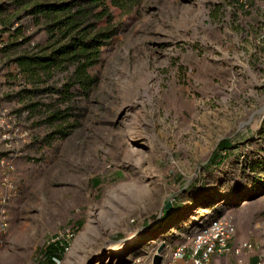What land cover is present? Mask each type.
Returning a JSON list of instances; mask_svg holds the SVG:
<instances>
[{
	"label": "rangeland",
	"instance_id": "1",
	"mask_svg": "<svg viewBox=\"0 0 264 264\" xmlns=\"http://www.w3.org/2000/svg\"><path fill=\"white\" fill-rule=\"evenodd\" d=\"M104 3L85 24L116 34L85 91L73 64L21 71L18 57L57 40L0 0V111L23 135L8 148L0 128V179L13 167L0 264H48L58 241L68 244L59 264H149L213 216L231 218L264 264V0ZM214 151L224 159L209 164ZM139 181L142 198L119 189Z\"/></svg>",
	"mask_w": 264,
	"mask_h": 264
},
{
	"label": "trees",
	"instance_id": "2",
	"mask_svg": "<svg viewBox=\"0 0 264 264\" xmlns=\"http://www.w3.org/2000/svg\"><path fill=\"white\" fill-rule=\"evenodd\" d=\"M11 2L14 6L27 8L26 14L34 21L39 22V19L45 21L49 39L56 37L57 40L43 50L18 57L15 61L21 71L34 68L47 72L53 68L73 64L71 79L75 85L87 91L92 84L98 83L99 79L90 74V68L98 62L101 48L112 40L116 31L110 26L98 29L94 24L86 25L85 18L88 14L95 15L96 13L90 9L105 5L104 0H11ZM86 3L89 5L88 8ZM105 16L107 12L98 13L96 19L100 20ZM3 25L6 26L5 23ZM230 148L231 141L223 140L218 144L216 151L225 152ZM216 151L211 154L209 164L224 159ZM99 184L100 180L96 179L95 185ZM162 222L163 220L159 226ZM78 225H81V222H78ZM67 246L68 244L62 241L51 243L44 252V259L50 264L56 263Z\"/></svg>",
	"mask_w": 264,
	"mask_h": 264
},
{
	"label": "built area",
	"instance_id": "3",
	"mask_svg": "<svg viewBox=\"0 0 264 264\" xmlns=\"http://www.w3.org/2000/svg\"><path fill=\"white\" fill-rule=\"evenodd\" d=\"M6 113L0 111V128L3 130L2 141L9 148L18 142L16 136L23 135ZM12 168L11 165H7L0 179V239L8 226L7 206L12 190L9 174ZM155 255L161 256V264H262V257L257 254L256 244L252 241H237L235 222L224 216L201 219L190 225L182 239L175 245L163 242L151 254L149 264L153 263ZM59 260L54 264H59ZM120 264H142V261L139 258L131 263Z\"/></svg>",
	"mask_w": 264,
	"mask_h": 264
},
{
	"label": "bare ground",
	"instance_id": "4",
	"mask_svg": "<svg viewBox=\"0 0 264 264\" xmlns=\"http://www.w3.org/2000/svg\"><path fill=\"white\" fill-rule=\"evenodd\" d=\"M140 118V117H139ZM142 121H143V119H142ZM139 133V132H138ZM130 153V152H129ZM128 153V154H129ZM130 155V154H129ZM126 156V155H125ZM124 157V156H123ZM126 158V157H125ZM124 158V159H125ZM126 159H128V157L126 158ZM145 186H141V182L139 181L138 182V184H136L135 182H129V184H124V185H121L120 187H119V189L121 188L122 189V192L123 193H127V196L128 197H132L133 199H139L140 197L142 198V196L144 195V190H145V188H144ZM117 192V191H116ZM114 195V197L115 198H118V197H120V194L119 193H116V194H113ZM109 196V195H108ZM106 197L107 199H106V201L104 202V205H105V207H107V205H109L108 203L110 202V198L109 197ZM126 196V197H127ZM126 197H124V198H126ZM118 200H119V198H118ZM126 201V200H125ZM124 201V199H122V202L123 203H126ZM138 201V200H137ZM125 206L127 207V205L125 204ZM102 210H105V208L104 209H102ZM107 211L110 213V210H108L107 209ZM114 212V213H113ZM111 215H112V217L110 218V220H109V224H110V226L111 227H113L112 225L113 224H115V221H117L119 218H118V213H117V207L115 206V208L113 207V210H112V213H111ZM93 230H95V228H94V226H93V221L91 220V222H89L88 224H87V226H85V228L83 229V231L80 233V235L79 236H81V237H84V236H86L87 237V235L89 234V233H91V232H93Z\"/></svg>",
	"mask_w": 264,
	"mask_h": 264
},
{
	"label": "water",
	"instance_id": "5",
	"mask_svg": "<svg viewBox=\"0 0 264 264\" xmlns=\"http://www.w3.org/2000/svg\"><path fill=\"white\" fill-rule=\"evenodd\" d=\"M170 207H171V204L168 203V204L166 205L165 209H166V210H170ZM154 257H155V258H154L152 264H161V261H162L161 256H159V255H155Z\"/></svg>",
	"mask_w": 264,
	"mask_h": 264
}]
</instances>
